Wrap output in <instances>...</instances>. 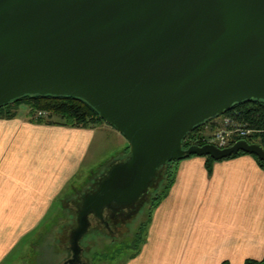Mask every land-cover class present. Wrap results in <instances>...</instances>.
Returning a JSON list of instances; mask_svg holds the SVG:
<instances>
[{"label":"water","instance_id":"obj_1","mask_svg":"<svg viewBox=\"0 0 264 264\" xmlns=\"http://www.w3.org/2000/svg\"><path fill=\"white\" fill-rule=\"evenodd\" d=\"M49 94L85 100L129 145L83 199L65 262L83 263L90 215L136 205L160 166L241 151L264 161L247 139L184 147L196 126L264 100V0H0V107Z\"/></svg>","mask_w":264,"mask_h":264},{"label":"crops","instance_id":"obj_2","mask_svg":"<svg viewBox=\"0 0 264 264\" xmlns=\"http://www.w3.org/2000/svg\"><path fill=\"white\" fill-rule=\"evenodd\" d=\"M29 111L0 118V264H20L36 239L67 222V186L87 160L103 159L108 172L129 156L127 139L106 123H38ZM207 163L194 155L175 164L145 243L125 264L264 259V167L251 154L216 160L211 172Z\"/></svg>","mask_w":264,"mask_h":264},{"label":"rangeland","instance_id":"obj_3","mask_svg":"<svg viewBox=\"0 0 264 264\" xmlns=\"http://www.w3.org/2000/svg\"><path fill=\"white\" fill-rule=\"evenodd\" d=\"M26 108H28L26 104L21 105V109ZM225 117L223 114L211 119L190 139L203 141V136H212L224 126ZM117 148H113L114 151L118 150ZM102 160L93 157L80 167L76 177L71 181V187L67 186L68 194L71 196H68L66 213L62 218L67 222L61 227H50L46 234L43 233V236L36 239L34 246L26 250L20 264H64L72 257L71 232L78 225L77 213L83 201L81 199L94 192L100 181L108 174ZM86 180L89 181L86 183ZM76 187L78 191L73 193ZM150 196H145L136 205L128 208L105 209L104 218L109 225L97 216L90 215L91 230L82 241V260L88 264H125L138 255L149 232L151 222L149 218L153 211L150 208Z\"/></svg>","mask_w":264,"mask_h":264},{"label":"trees","instance_id":"obj_4","mask_svg":"<svg viewBox=\"0 0 264 264\" xmlns=\"http://www.w3.org/2000/svg\"><path fill=\"white\" fill-rule=\"evenodd\" d=\"M22 104H26L30 108V118L31 120L38 123H49V124H59L70 127H93L100 123H105V121L99 116L98 111L91 106L88 102L81 98L73 96H56V95H25L21 98L15 99L2 107H0V118H14L18 115V110ZM39 111H45L48 113L46 116H38ZM236 121L245 124L248 128L253 130L251 136L247 140L251 143H258L264 147V100L249 99L242 102L234 104V106L225 113ZM205 124V123H204ZM196 126L190 133L187 134L184 140V147L188 148L193 144L204 145L205 143L201 140L193 141L190 138L201 129L202 125ZM189 140V141H188ZM191 140V141H190ZM129 154V146H128ZM240 154H250L241 151L238 154H233L232 157H236ZM256 157L258 162L262 167H264V161L259 159L255 154H251ZM194 155H185L182 159L191 157ZM208 157L207 167L209 171L212 170L213 162L216 160L210 156ZM178 161L168 162L158 168L156 176L153 178L151 184L147 190L139 198L140 202L142 198L147 195L150 200V208L154 209L160 204L162 199L166 196L170 187L173 184L176 166ZM93 191V190H92ZM84 199V196L82 197ZM81 199V200H83ZM83 202V201H82ZM81 204V203H80ZM82 206V204H81ZM81 207H79L80 210ZM152 214L150 215L149 222L152 220ZM79 212L77 213V215ZM78 227V225H77ZM76 227V228H77ZM75 229L72 230V232ZM91 230V225L89 230L83 235L80 240V245L82 246V241L88 235ZM71 232V235H72ZM71 241V240H70ZM222 264H230L228 261H224ZM245 264H264V259H246Z\"/></svg>","mask_w":264,"mask_h":264},{"label":"built area","instance_id":"obj_5","mask_svg":"<svg viewBox=\"0 0 264 264\" xmlns=\"http://www.w3.org/2000/svg\"><path fill=\"white\" fill-rule=\"evenodd\" d=\"M48 113L45 111H39L38 116H46ZM222 128H219L213 135L202 137L205 144H215L221 148L229 147L235 142L241 139H247L252 135L253 130L248 128L245 124H242L235 119L226 116L225 123Z\"/></svg>","mask_w":264,"mask_h":264},{"label":"flooded vegetation","instance_id":"obj_6","mask_svg":"<svg viewBox=\"0 0 264 264\" xmlns=\"http://www.w3.org/2000/svg\"><path fill=\"white\" fill-rule=\"evenodd\" d=\"M206 123H207V122H206ZM126 208H128V207H126ZM105 224H106V223H105ZM108 225H109V223H108ZM81 255H82V253H81ZM69 259H70V258H69ZM81 259H82V256H81ZM67 260H68V259H67ZM67 260H66V261H67ZM82 262L84 263L85 261L82 260ZM83 263H77V264H83Z\"/></svg>","mask_w":264,"mask_h":264}]
</instances>
